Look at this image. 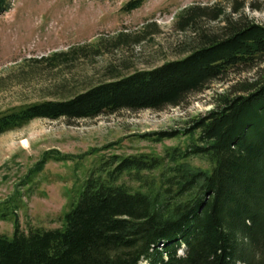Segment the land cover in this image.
Wrapping results in <instances>:
<instances>
[{
	"label": "trees",
	"instance_id": "trees-1",
	"mask_svg": "<svg viewBox=\"0 0 264 264\" xmlns=\"http://www.w3.org/2000/svg\"><path fill=\"white\" fill-rule=\"evenodd\" d=\"M144 1L129 0L120 10L129 13ZM227 3L228 11L216 2L178 12L176 27L195 36L181 58L0 112L3 134L33 119L155 111L181 106L231 73L256 71L185 128L141 135L154 141L185 135L184 149L102 155L59 227L22 230L14 217L12 233L0 234V264H264V25L242 14L243 1ZM7 8L0 0V11ZM205 19L220 27L202 28ZM66 56L42 60L55 68ZM192 157L208 169L189 166Z\"/></svg>",
	"mask_w": 264,
	"mask_h": 264
},
{
	"label": "rangeland",
	"instance_id": "rangeland-1",
	"mask_svg": "<svg viewBox=\"0 0 264 264\" xmlns=\"http://www.w3.org/2000/svg\"><path fill=\"white\" fill-rule=\"evenodd\" d=\"M127 1L6 0L7 10L0 11V112L52 99L59 89L63 95L73 93L181 58L195 36L190 29L176 27L178 12L216 2L229 10V0H145L124 13L120 9ZM240 1L245 3L242 14L264 25V0ZM199 24L212 31L221 22L205 19ZM54 52H68L67 61L55 68L42 60ZM255 74V70L231 73L177 107L122 110L75 121L33 119L0 134V234L12 233L14 217L22 230L59 227L87 171L102 155L162 156L167 148L184 149L185 135L162 141L141 135L185 128L212 110L218 96L228 94L233 84L249 81ZM66 156L73 159H55ZM41 158L48 160L37 171ZM185 161L193 168L209 167L203 159Z\"/></svg>",
	"mask_w": 264,
	"mask_h": 264
}]
</instances>
